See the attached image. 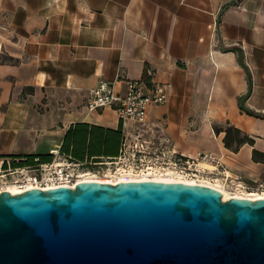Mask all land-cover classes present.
Listing matches in <instances>:
<instances>
[{"label":"crops","instance_id":"obj_1","mask_svg":"<svg viewBox=\"0 0 264 264\" xmlns=\"http://www.w3.org/2000/svg\"><path fill=\"white\" fill-rule=\"evenodd\" d=\"M142 78L171 84L143 122L85 107L100 81L124 93ZM76 123L211 153L196 168L213 181L261 179L264 0H0V157L53 154ZM226 125L254 145L225 147L214 127Z\"/></svg>","mask_w":264,"mask_h":264},{"label":"water","instance_id":"obj_2","mask_svg":"<svg viewBox=\"0 0 264 264\" xmlns=\"http://www.w3.org/2000/svg\"><path fill=\"white\" fill-rule=\"evenodd\" d=\"M0 264H264V197L161 180L3 190Z\"/></svg>","mask_w":264,"mask_h":264},{"label":"built area","instance_id":"obj_3","mask_svg":"<svg viewBox=\"0 0 264 264\" xmlns=\"http://www.w3.org/2000/svg\"><path fill=\"white\" fill-rule=\"evenodd\" d=\"M170 87V83H152L142 78L127 81L126 90L121 93L116 90L114 82L100 81L89 90L85 107L90 111L109 107L117 113L120 120L140 123L145 120L151 105L167 101ZM214 159L211 153L203 151L197 152L195 157L186 156L166 143L156 144L139 137L131 143L124 141L116 156L78 160L56 151L52 158L46 161L34 158L33 162H25L19 158L0 157V192L7 190L15 194L31 188L41 190L61 186L74 188L76 183L86 181L87 178L111 179V183H117L118 180L114 178L118 174H124L126 177L124 181H128L129 174L148 172H169L174 176L196 181L194 184L208 185L206 179H202L204 175L196 167L199 161ZM222 178L227 186L230 183L235 187H244L240 182L233 183L229 173L223 174ZM235 180L240 181L239 177ZM10 189H14L15 192ZM255 194L243 197L255 199Z\"/></svg>","mask_w":264,"mask_h":264},{"label":"trees","instance_id":"obj_4","mask_svg":"<svg viewBox=\"0 0 264 264\" xmlns=\"http://www.w3.org/2000/svg\"><path fill=\"white\" fill-rule=\"evenodd\" d=\"M214 129L217 133L224 131V145L234 152L238 151L245 143L254 145V138L243 133L235 126H215ZM122 139L121 125L117 129H110L88 123H76L67 129L59 151L78 160L90 157L116 156L119 153ZM52 156L53 154H27L11 155L9 157L23 159L25 162H33L34 158L46 161L50 160ZM252 159L264 162V152L253 148Z\"/></svg>","mask_w":264,"mask_h":264},{"label":"bare ground","instance_id":"obj_5","mask_svg":"<svg viewBox=\"0 0 264 264\" xmlns=\"http://www.w3.org/2000/svg\"><path fill=\"white\" fill-rule=\"evenodd\" d=\"M168 174V175H166ZM125 175L124 174H118L116 175V177L114 178V180H118L119 181H124L125 180ZM129 180L131 181H139V180H161V181H173V182H185V183H190V184H194L196 183V181L193 180H188V179H183L182 177L179 176H174V174H170L168 173H141L138 175H132L129 174L128 177ZM88 180H96V181H103V182H111V179H106V180H100V179H95V178H87ZM211 183H209L208 185H210ZM213 186V185H210ZM218 186V187H217ZM217 186H213L218 188L219 190H221L222 194H223V198L227 199L230 197H237V198H248V197H243L245 195H249L252 196L253 193H247V194H240V193H236V194H231L230 192H227L220 183L217 184ZM12 191H14V189H10ZM15 192V191H14ZM255 198H263L264 196L262 195H257L254 196ZM253 199V198H251Z\"/></svg>","mask_w":264,"mask_h":264},{"label":"rangeland","instance_id":"obj_6","mask_svg":"<svg viewBox=\"0 0 264 264\" xmlns=\"http://www.w3.org/2000/svg\"><path fill=\"white\" fill-rule=\"evenodd\" d=\"M129 143V142H128ZM206 179L207 182L211 181V182H218L222 185V187L227 191L230 192L231 194H236V193H240V194H247L248 192H252V193H256L254 196L257 195H264V176L261 179L258 180H252V181H246L245 183L241 184V186L244 187H235V185H231L229 183V185L227 186V184H225L224 180L220 181V180H210L209 178H206L203 176L202 179ZM223 179V178H222ZM239 180H240V176H239ZM243 179L241 178V181ZM233 184V183H232ZM262 185V186H260Z\"/></svg>","mask_w":264,"mask_h":264}]
</instances>
